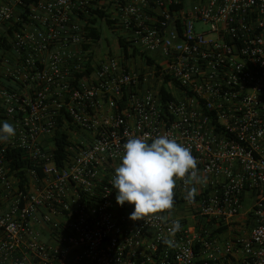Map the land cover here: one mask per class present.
I'll return each mask as SVG.
<instances>
[{"label": "built area", "instance_id": "1", "mask_svg": "<svg viewBox=\"0 0 264 264\" xmlns=\"http://www.w3.org/2000/svg\"><path fill=\"white\" fill-rule=\"evenodd\" d=\"M4 39L0 264H264V0H0ZM158 135L202 182L132 221L111 180Z\"/></svg>", "mask_w": 264, "mask_h": 264}, {"label": "clouds", "instance_id": "2", "mask_svg": "<svg viewBox=\"0 0 264 264\" xmlns=\"http://www.w3.org/2000/svg\"><path fill=\"white\" fill-rule=\"evenodd\" d=\"M15 134V128L7 121L0 126V142H7ZM148 139L144 136L129 137L123 145L122 162L115 168L111 184L117 192L118 205H134L130 220L154 218L166 221L167 217L159 214L171 213L177 181L190 186L201 183L202 178L197 171L198 161L189 147L168 135L150 138L151 143ZM196 195L195 186L186 188L187 201L192 202ZM181 227L178 220H173L170 236H174ZM162 242L169 247L175 246V241L170 238Z\"/></svg>", "mask_w": 264, "mask_h": 264}, {"label": "trees", "instance_id": "3", "mask_svg": "<svg viewBox=\"0 0 264 264\" xmlns=\"http://www.w3.org/2000/svg\"><path fill=\"white\" fill-rule=\"evenodd\" d=\"M20 24L21 23H19V22L14 23L13 27H10V29L8 30V33H7L8 36H12L13 35V31L16 30L17 27L20 26ZM91 35L100 38L101 33L98 30H92L91 31ZM120 44L122 45V47L124 49V52H127V46L125 44H123V42H120ZM8 48H9V44L6 42V39H4L3 42L0 43V57H1L2 53L4 52V50H6ZM146 62L148 64H150V60L149 59H146ZM10 154L13 157H15L14 158V161H13V164H12V168L17 169V168L21 167L22 166V163L19 162V159H17V157H16V156H20V153L18 151L17 152H13L12 151V152H10ZM176 202H178V200L174 197V203H176Z\"/></svg>", "mask_w": 264, "mask_h": 264}, {"label": "rangeland", "instance_id": "4", "mask_svg": "<svg viewBox=\"0 0 264 264\" xmlns=\"http://www.w3.org/2000/svg\"><path fill=\"white\" fill-rule=\"evenodd\" d=\"M203 28H204V27H203ZM105 35H106L107 37H109V34H108V33H105ZM247 210H248V206L244 205V208L241 210V214H242V215H246Z\"/></svg>", "mask_w": 264, "mask_h": 264}, {"label": "crops", "instance_id": "5", "mask_svg": "<svg viewBox=\"0 0 264 264\" xmlns=\"http://www.w3.org/2000/svg\"><path fill=\"white\" fill-rule=\"evenodd\" d=\"M242 216V215H241Z\"/></svg>", "mask_w": 264, "mask_h": 264}]
</instances>
